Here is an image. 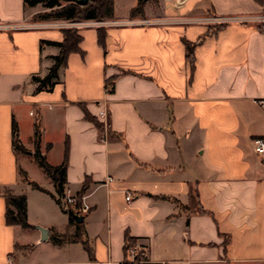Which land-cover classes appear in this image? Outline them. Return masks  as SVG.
Returning a JSON list of instances; mask_svg holds the SVG:
<instances>
[{"label": "crops", "instance_id": "0c3cea01", "mask_svg": "<svg viewBox=\"0 0 264 264\" xmlns=\"http://www.w3.org/2000/svg\"><path fill=\"white\" fill-rule=\"evenodd\" d=\"M138 6L114 0L111 17L80 20V51L52 91L37 92L33 76L61 50L42 41L62 42L67 28L52 25L68 19L0 0V264H123L127 235L136 264H264V157L252 142L264 137V26L240 21L262 14L264 0ZM37 130L52 166L68 145L66 192L89 181V211L73 210L84 217L76 241L63 240L78 223L34 157ZM6 191L27 197L29 227L7 223Z\"/></svg>", "mask_w": 264, "mask_h": 264}, {"label": "trees", "instance_id": "16d2710c", "mask_svg": "<svg viewBox=\"0 0 264 264\" xmlns=\"http://www.w3.org/2000/svg\"><path fill=\"white\" fill-rule=\"evenodd\" d=\"M76 0H24L25 5L27 6H36L37 4H42L44 7L51 9L47 13H42L39 17L48 18L51 16H57L58 18H64L73 21L80 20H103L109 18L114 13V0H89L86 4L80 5L75 2ZM143 0H139V6L136 8V11L140 10L142 7ZM64 40L62 42H52V41H42L45 44L57 45L61 48L60 53L54 56V64L50 68L48 74L44 77L33 76V81L37 83L36 91H52L55 87L58 79V70L61 66L66 65L67 58L72 52H79V44L81 42V36L78 34L77 29L67 28L63 30ZM105 32L102 29H99V42L104 44ZM188 58L191 65L193 66V46L188 45ZM86 117L93 121L97 128L101 131L104 130V124L99 122L97 118L91 116L89 113H86ZM39 131L35 133L36 138V149L34 152V157L45 170V172L51 177V180L54 184L56 194L52 195L56 202L62 207V197L65 193L66 187V172L68 167V145L66 144V150L63 162L59 166L50 165L46 158L41 154L38 141H39ZM13 138L16 149L26 151L25 148L20 143L18 137V125L16 121H13ZM24 175V173L22 172ZM33 188L45 191L37 183L31 182ZM89 188V181L87 180L81 191L77 193L78 201L76 203L75 209L80 210L83 205L82 197ZM6 202H7V211H6V220L10 225H20L22 227H29L27 217V197L25 195L15 196L12 195L10 191L5 193ZM64 210V209H63ZM64 212H66L64 210ZM74 212V211H73ZM70 221L75 222V219L70 215ZM78 231L71 238H63L66 241H76L82 236V222L78 223ZM60 240V239H58ZM136 241L135 238L126 237V250H130L131 246ZM86 250L89 253L91 261L95 260L93 249L88 245V243L83 242ZM143 256L140 252L135 257V262L129 264H136L142 260Z\"/></svg>", "mask_w": 264, "mask_h": 264}, {"label": "built area", "instance_id": "2783aa9c", "mask_svg": "<svg viewBox=\"0 0 264 264\" xmlns=\"http://www.w3.org/2000/svg\"><path fill=\"white\" fill-rule=\"evenodd\" d=\"M241 22H248V21H252L255 22L257 24L263 25L264 26V12L260 15H255V16H249L248 18H244L240 20ZM223 22H229V19H225L223 20ZM82 21H71V20H66V21H60L59 23H54L52 26H56L58 28H74V27H81L82 26ZM261 104L264 105V100L261 101ZM99 115L101 117H107V113L105 111H100ZM253 147L255 152L264 157V137L259 136L253 139ZM84 197V196H83ZM83 197H82V201H83ZM127 200H131L132 196L129 194L127 195ZM78 201V197L76 195H71L68 192L65 191L63 197H62V205H63V209L66 212L69 211H73L75 209L76 203ZM89 211V207L87 205H82V208L80 209V212L82 214H85ZM131 250V254H132V258L131 260H128L126 262H124L123 264H129L131 262H135V249L132 248Z\"/></svg>", "mask_w": 264, "mask_h": 264}, {"label": "water", "instance_id": "95a60500", "mask_svg": "<svg viewBox=\"0 0 264 264\" xmlns=\"http://www.w3.org/2000/svg\"><path fill=\"white\" fill-rule=\"evenodd\" d=\"M75 2L77 4L83 5V4H86L88 2V0H76ZM68 213H69V215H71L75 219V221L77 223L83 222V220H84L83 216L77 215L73 211H69ZM38 229L41 231L42 240H46L48 238L49 231L43 227H38Z\"/></svg>", "mask_w": 264, "mask_h": 264}, {"label": "rangeland", "instance_id": "374dc122", "mask_svg": "<svg viewBox=\"0 0 264 264\" xmlns=\"http://www.w3.org/2000/svg\"><path fill=\"white\" fill-rule=\"evenodd\" d=\"M50 10H51V9H50ZM50 10H49V11H50ZM40 18H41V17H40ZM53 18L56 19V18H58V17H57V16H53ZM59 19H61V18H59ZM77 21H78V20H76V22H77ZM71 239H72V238H71Z\"/></svg>", "mask_w": 264, "mask_h": 264}]
</instances>
